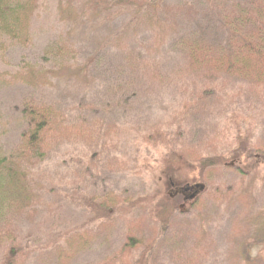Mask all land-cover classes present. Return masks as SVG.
Segmentation results:
<instances>
[{"label": "rangeland", "instance_id": "rangeland-1", "mask_svg": "<svg viewBox=\"0 0 264 264\" xmlns=\"http://www.w3.org/2000/svg\"><path fill=\"white\" fill-rule=\"evenodd\" d=\"M203 1L165 0L183 9L170 35L163 16L157 26H136L134 13H120V5L93 9L90 0H43L33 19V45L22 48L6 40L9 51L0 62L1 72L24 69L29 62L46 64L45 48L74 28L60 12V5H68L79 17L70 38L79 66L94 60L89 77L60 76L48 89L0 84V152L10 154L19 146L27 129L21 117L27 99L53 105L64 117L44 162L31 176L32 207L15 223L17 241L28 252L19 264H105L130 232L138 234L136 225L144 241L151 242L158 235L151 205L115 215L101 231L100 222L91 224L90 212L77 198L111 194L125 201L166 194L172 188L164 173L173 167L174 181L196 183L192 161L225 156L231 164L237 159L234 116L239 117V135L248 136L252 148H264V88L209 76L205 68L192 71L182 52L192 40L215 48L229 44L220 9ZM65 129L71 135L60 136ZM154 131L180 136L171 147L150 146L145 138ZM244 170V175L228 167L207 172L200 206L174 217L148 264H264L262 247L252 251L251 263L240 254L264 216V163ZM85 228L95 239L86 249L74 246L68 259L62 250H69L65 237Z\"/></svg>", "mask_w": 264, "mask_h": 264}, {"label": "trees", "instance_id": "trees-1", "mask_svg": "<svg viewBox=\"0 0 264 264\" xmlns=\"http://www.w3.org/2000/svg\"><path fill=\"white\" fill-rule=\"evenodd\" d=\"M42 1L0 0V62L5 59L9 51L6 40L22 48H30L33 45V19ZM109 1L90 0V3L93 9L102 5L111 4L110 9L120 5L122 7L120 13H134L136 26H157L159 22L157 18L163 16L170 35L177 27L176 15L183 11L180 6L167 5L165 0ZM203 2L211 9L216 7L220 9L218 19L229 32V44L227 48H215L204 42L198 43L197 40L183 44L182 52L189 57L192 71H201L205 68L209 76L240 79L264 88V0H204ZM189 6L190 4H187L186 8L192 9V6ZM184 10L188 11L185 8ZM60 12L65 16L64 20L62 18L61 20L75 25L66 36H61L57 42L53 41L45 48L44 54L50 59L43 64L45 67L29 62L25 63L24 69L20 68L12 72L0 71V84L6 86L23 84L35 90H43L53 87V79H58L60 76L89 77L94 60H89L80 67L78 53L70 39L79 21L78 12L68 5H60ZM130 25L133 23L130 22ZM21 117L27 124V129L21 135L19 146L10 154L0 152V249L4 250L3 264H19L20 256L23 254L28 256V252L17 241L15 223L24 211L32 207L35 194L30 186L31 176L37 166L44 162L49 142L59 133L58 128L62 124L60 118H64L53 105L38 101L36 103L32 98L27 99L22 105ZM232 121L237 127V141L240 146L234 154L237 159L231 160V164H228L225 156H209L192 161L190 165H195L198 171L196 183L184 184L174 181L175 177L170 175L175 174L177 169L173 167L164 173L163 178L168 177V187L172 188L166 194L158 192L154 193L153 197L144 196L125 201L111 194L103 198L82 194L77 198V202L90 212L91 224L100 222L101 231L107 230L108 224L114 220L115 215L151 205L153 219L158 225V235L151 242H145L140 226L136 225L140 237L130 232L124 246L115 256L108 258L105 264H148L160 240L170 231L174 217L189 214L200 206L201 197L207 188L203 183L207 172L228 167L241 171L244 175L245 167L252 168L257 163H264V148L255 146L252 148L249 137L239 135V117L234 116ZM65 132L71 135L65 129L60 136L65 137ZM2 135L0 134V141ZM81 137L86 139V135L82 134ZM178 137L154 131L145 138V143L150 146L171 147L176 144ZM257 225L253 237L249 240L247 238L240 248V254L244 255V260L248 263L252 262L250 258L253 250L261 247L264 249L263 215L258 218ZM132 228L135 229L134 225ZM94 239L95 235L90 233L88 228L76 230L65 237L69 250L66 248L62 250L69 259L75 247L79 251L86 249ZM134 254L139 255L137 257Z\"/></svg>", "mask_w": 264, "mask_h": 264}]
</instances>
